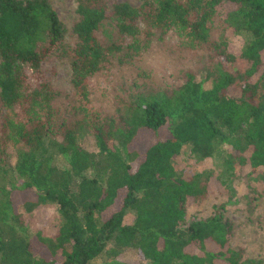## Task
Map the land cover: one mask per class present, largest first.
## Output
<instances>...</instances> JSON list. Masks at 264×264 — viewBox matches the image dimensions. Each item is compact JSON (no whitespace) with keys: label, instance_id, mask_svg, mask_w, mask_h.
Here are the masks:
<instances>
[{"label":"trees","instance_id":"16d2710c","mask_svg":"<svg viewBox=\"0 0 264 264\" xmlns=\"http://www.w3.org/2000/svg\"><path fill=\"white\" fill-rule=\"evenodd\" d=\"M76 1L63 119L42 67L66 52L64 24L48 0H0V264H264L232 247L221 212L264 193V0ZM155 29L206 75L138 65ZM100 76L122 84L96 101ZM44 206L54 237L25 220Z\"/></svg>","mask_w":264,"mask_h":264},{"label":"rangeland","instance_id":"374dc122","mask_svg":"<svg viewBox=\"0 0 264 264\" xmlns=\"http://www.w3.org/2000/svg\"><path fill=\"white\" fill-rule=\"evenodd\" d=\"M56 11L60 21L66 28L65 43L66 52L59 51L47 62L43 64V72L46 80L53 90L58 94L56 103L63 119L74 118L73 104L75 102V92L71 84L73 49L77 42L74 26L80 18L77 14L76 0H48ZM113 3H129L134 8H141L140 0H108ZM140 26L145 27L143 20ZM247 34H242L234 38L235 46L240 48L246 43ZM138 65L145 67L158 76L169 77L172 73L180 70H188L198 78L206 75V60L203 56L194 55L185 51L180 46V40L174 31L163 32L155 29L154 40L146 51L136 58ZM200 80V79H199ZM96 95L94 99L100 100L99 94L110 91L117 85L122 84L118 77L107 78L100 76L93 81ZM98 92V94H97ZM136 147L141 149L143 141H138ZM190 171L199 169V163L190 160L184 163ZM204 170V169H203ZM220 189V185H217ZM222 190V189H220ZM217 196V197H215ZM211 197L204 205L194 206L191 211L197 215H208L213 211V205L222 200L220 195ZM248 197V196H247ZM243 200L236 206H226L222 208L224 220L231 228V244L237 250L245 249L249 257L261 259L264 263V193L261 200L255 203L251 200ZM133 219V215L130 216ZM25 220L32 234L40 233L45 237H54L60 224V216L56 206H44L25 215Z\"/></svg>","mask_w":264,"mask_h":264}]
</instances>
